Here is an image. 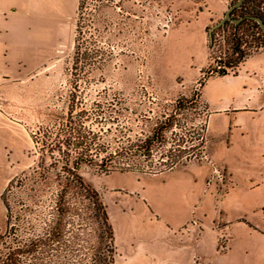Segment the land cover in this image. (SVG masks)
Segmentation results:
<instances>
[{"label":"rangeland","instance_id":"obj_1","mask_svg":"<svg viewBox=\"0 0 264 264\" xmlns=\"http://www.w3.org/2000/svg\"><path fill=\"white\" fill-rule=\"evenodd\" d=\"M76 1L54 0L50 6L52 17L48 33L56 56L49 65L35 66L26 72L30 65L20 63L14 66L13 73L7 72L13 68L6 63L7 59L0 60V194L10 179L21 175L37 161L31 133L55 110L127 108L121 119L106 123L112 127L117 123L126 124L137 138L140 132L148 133L157 120L173 115L174 128L166 134V145L159 151L165 156L171 144L176 151L170 154L181 156V164L204 159L199 144L206 110L198 97V82L210 66L222 67L223 61L232 55L231 22L215 30L209 47L207 30L223 15L204 27L206 12L200 0H78L80 17L77 7L74 12ZM229 4L227 0L226 9ZM20 19L24 26L22 43L36 49L35 45H40L47 36L44 29H30L24 24L26 18ZM78 20L82 24L80 42L87 48L103 51L97 60L99 65L106 63L80 75L73 68ZM244 40L247 44L251 42L250 37ZM253 49L241 47L245 53H252ZM72 92L75 103L68 100ZM201 94L215 102L209 104L205 100L209 109L219 107L218 103L227 99L242 103L246 108L241 112L227 109L225 117L214 115L212 128L205 131L206 151L212 154L210 162L214 165L210 166L212 183L210 187L206 185L207 188L204 185L205 193L201 192L202 182L195 185L192 177L188 178L189 183L185 182L181 169L157 178L148 172H145L148 175L103 174L89 166L81 167L80 173L98 193V186L110 192L111 197V190H121L123 198L140 200L136 208L148 212L142 196L147 188L160 191L165 178H180L178 189L169 195L170 202L180 208L187 202L191 204L193 218L203 224L205 234L209 233V226L215 225L224 240L240 244L238 249L232 247L226 254L222 248L227 245L224 241L218 248L223 256L200 255L197 264L206 261L264 264V108L258 107L264 102V53H256L246 60L236 76L206 80ZM179 99L182 109L174 114ZM187 100L194 101L188 103ZM85 124L94 130L99 121L88 119ZM158 153L154 152L153 162L159 159ZM198 164H192L187 170L200 171ZM215 183L219 191L216 194ZM129 190L138 191L140 198L129 195ZM163 197L168 195L164 193ZM108 210L118 236H123L124 221L111 199ZM139 222L143 227L151 224L144 215ZM4 229L5 210L0 200V231ZM156 239L162 244L165 238Z\"/></svg>","mask_w":264,"mask_h":264},{"label":"trees","instance_id":"obj_2","mask_svg":"<svg viewBox=\"0 0 264 264\" xmlns=\"http://www.w3.org/2000/svg\"><path fill=\"white\" fill-rule=\"evenodd\" d=\"M236 1L229 0V5ZM80 9L78 1L79 17ZM230 15L232 19H242L237 24L230 21L223 24H231L232 55L223 61L222 67L210 66L203 72L199 87L210 76L236 74L239 64L251 54L241 50L242 45L253 47V52L264 48V32L249 18L256 16L264 22V0H243ZM242 28L245 31H240ZM81 30V20H78L73 68L79 75L106 64L99 65L97 60L103 51L87 48L80 42ZM246 31L250 32L246 34ZM214 32L209 47L214 41ZM247 37L251 38L249 44L244 40ZM106 51L111 54L110 49ZM73 90L77 91L75 87ZM74 96L72 92L68 98L72 103H75ZM180 101L177 100L174 114L182 109ZM126 111L127 108H96L95 111L67 108L55 110L37 125L31 133L37 161L10 179L0 194L5 210V229L0 231V264H114V231L106 206L100 194L84 181L81 167L89 166L103 174H153L181 164V156L170 154L174 150L171 144L165 156L159 151L167 142L166 134L174 128L173 115H162L164 118L157 120L148 133L140 132L137 138L126 124L107 126L106 122H116ZM88 119L99 121L97 128L87 126ZM204 129L205 120L203 134ZM200 141L199 147L204 153V135ZM154 152L160 156L156 162H153Z\"/></svg>","mask_w":264,"mask_h":264},{"label":"crops","instance_id":"obj_3","mask_svg":"<svg viewBox=\"0 0 264 264\" xmlns=\"http://www.w3.org/2000/svg\"><path fill=\"white\" fill-rule=\"evenodd\" d=\"M53 1L54 0H0V60L2 59L1 62H5L4 59L6 58V63L13 66V68L8 69L7 72L15 73L16 68H14V66L20 63L30 65L29 69L26 71L28 72L35 66L49 65L55 58V47L50 45L51 42L48 33L49 20L52 17L50 6H53ZM200 1L205 7L206 12L204 27L211 20L221 17L226 10L227 0ZM77 2L78 0L75 3L74 12L77 7ZM21 17L26 18L27 21H25L26 23L24 24L30 26V29L34 28L35 30H39L40 28H43L45 35H47L40 45H35L36 49H33V46L30 44L26 45L22 43L21 31L24 26L20 19ZM260 52L264 53V48L259 49L244 58L239 64L236 74L210 76L206 80L210 78L230 77L231 75L236 76L241 72V67L246 60ZM203 84L199 88L198 97L206 108L205 129L203 134L205 135L206 129L208 130L212 128L214 115L221 114L225 117V113L229 111L227 109H237V112H241L245 111L246 108L244 104H236L231 99H227L226 102L224 101L223 103L219 102L218 104H221L219 107L207 108L205 100L209 104L215 102L210 100V98L204 94L202 96L201 90ZM258 107L264 108V102L258 105ZM211 159L212 154L206 151L205 140L203 160L177 165L170 170L153 174L150 173L149 175L155 178L167 177L170 173L176 172L177 169H181L180 172L185 174V182L191 179V177L196 182L195 185L202 182L203 187L201 192L205 193L206 185L207 187H210L212 183L210 179L212 173L210 166L213 168L214 165L210 162ZM195 163H199L198 166L200 171L189 172L187 170L188 167ZM179 180L180 178L176 177H169L167 180L165 178L160 191L156 189L148 190L147 188L145 195L142 196L146 200L149 212L147 209L146 211L142 210V208L141 210L137 209L136 206L140 200L132 201L123 198L121 196L123 194L121 190H115L116 192L111 190L113 193V196L111 197L108 195L110 192L104 187H97V190L100 191L101 198L105 203L109 221L112 222V220H110L111 213L110 210H108L109 199L113 200L114 205L119 210L124 221L125 233L123 236H118L114 223L110 222L114 231V244L116 248L114 264H197L200 255L208 258H211L212 255L223 256L222 254H219L218 248L224 241H227V245L225 248L224 245H222V248L226 254H228V251H230L232 247H235L236 249L240 247L239 243L230 244V242H228L229 240H224L225 237L223 234H219V232L215 230V225L212 227L209 226V233L205 234L202 229L203 224L193 218L192 205L188 202L181 208L177 206L175 207L174 205L177 204L170 202L169 195L172 194L174 190L178 189ZM189 182L190 181L187 183ZM214 185V193L216 194L219 191L216 186L217 184L215 183ZM193 188L194 187H191V189ZM1 189L2 187H0V192ZM129 193L136 195L138 199L140 198L139 194H137L138 191L136 190H129L128 194ZM164 193L168 195L167 198L163 197ZM142 215L151 222L150 225H147L146 227H143V225L141 226L139 220ZM153 221L156 222L152 224ZM158 236L165 238L162 244L157 241L156 237ZM204 264L212 263L206 261Z\"/></svg>","mask_w":264,"mask_h":264},{"label":"water","instance_id":"obj_4","mask_svg":"<svg viewBox=\"0 0 264 264\" xmlns=\"http://www.w3.org/2000/svg\"><path fill=\"white\" fill-rule=\"evenodd\" d=\"M243 0H237L235 3L231 4L230 6L227 7V9L225 10L223 16L214 24H212L208 30V38L209 41L212 40V33L218 29L219 27H221L226 21H230L233 22L235 24L239 23L242 19H232L231 18V12L232 10H234L235 8L240 7V5L242 4ZM250 19L256 21L258 23V25L260 26L261 30L264 32V22L261 18L256 17V16H249Z\"/></svg>","mask_w":264,"mask_h":264},{"label":"built area","instance_id":"obj_5","mask_svg":"<svg viewBox=\"0 0 264 264\" xmlns=\"http://www.w3.org/2000/svg\"><path fill=\"white\" fill-rule=\"evenodd\" d=\"M216 175H218V172H215Z\"/></svg>","mask_w":264,"mask_h":264}]
</instances>
